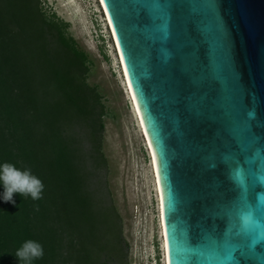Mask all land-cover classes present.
<instances>
[{"label": "water", "instance_id": "water-1", "mask_svg": "<svg viewBox=\"0 0 264 264\" xmlns=\"http://www.w3.org/2000/svg\"><path fill=\"white\" fill-rule=\"evenodd\" d=\"M103 1L170 264H264V0Z\"/></svg>", "mask_w": 264, "mask_h": 264}, {"label": "trees", "instance_id": "trees-1", "mask_svg": "<svg viewBox=\"0 0 264 264\" xmlns=\"http://www.w3.org/2000/svg\"><path fill=\"white\" fill-rule=\"evenodd\" d=\"M66 25L41 0H0V164L27 167L44 184L42 199H0V264H19L12 253L26 240L43 245L32 264H106L101 254L128 264L119 214L87 185L86 155L95 170L106 167L105 110ZM74 124L88 139L85 155Z\"/></svg>", "mask_w": 264, "mask_h": 264}, {"label": "rangeland", "instance_id": "rangeland-1", "mask_svg": "<svg viewBox=\"0 0 264 264\" xmlns=\"http://www.w3.org/2000/svg\"><path fill=\"white\" fill-rule=\"evenodd\" d=\"M41 4L47 13L67 22V34L87 56L86 82L96 88L104 104L102 151L106 167L95 170L88 155L84 167L88 187L98 189L103 201L111 203L119 214L123 239L120 256L128 264H163L149 156L114 66L115 52L100 7L96 0H41ZM71 131L87 154L85 131L76 124ZM100 260L118 264L117 258L106 260L103 254Z\"/></svg>", "mask_w": 264, "mask_h": 264}, {"label": "clouds", "instance_id": "clouds-1", "mask_svg": "<svg viewBox=\"0 0 264 264\" xmlns=\"http://www.w3.org/2000/svg\"><path fill=\"white\" fill-rule=\"evenodd\" d=\"M0 182H2L4 187L3 193L0 194V199L6 202L14 203V193H19L23 197L30 196L34 201L42 199L44 184L27 167L20 169L9 162L0 164ZM36 210H39L38 206ZM12 254L18 259L19 264H32L34 260L43 258L44 249L43 245L38 241L26 240Z\"/></svg>", "mask_w": 264, "mask_h": 264}, {"label": "bare ground", "instance_id": "bare-ground-1", "mask_svg": "<svg viewBox=\"0 0 264 264\" xmlns=\"http://www.w3.org/2000/svg\"><path fill=\"white\" fill-rule=\"evenodd\" d=\"M100 10L103 14V20L105 21V24L107 26V29L110 34L111 42H112V48L114 53V58H115V64L114 66L118 68V73L122 78L123 85L125 87V92L130 100L132 112L134 114V117L136 119L137 126L139 128V131L143 137L144 144L146 146L148 156H149V166H150V173L152 177V183H153V189L155 190V197H156V203H157V217H158V225H159V233H160V239H161V246H162V251H163V264H170V259H169V248H168V240H167V233H166V225H165V216H164V207H163V199H162V194L158 182V176H157V170H156V165H155V160L153 153L151 151L150 145L148 143L147 137L145 135L143 125L139 116V113L137 111L127 78L126 74L124 71L120 51L116 42V38L109 20V16L104 4L103 0H96ZM73 2V1H72ZM74 3V2H73ZM73 5V4H72ZM76 10V9H75ZM112 53V51H111ZM139 193V192H138Z\"/></svg>", "mask_w": 264, "mask_h": 264}]
</instances>
